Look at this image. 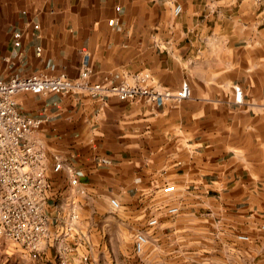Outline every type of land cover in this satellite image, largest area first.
Masks as SVG:
<instances>
[{
    "label": "crops",
    "instance_id": "crops-1",
    "mask_svg": "<svg viewBox=\"0 0 264 264\" xmlns=\"http://www.w3.org/2000/svg\"><path fill=\"white\" fill-rule=\"evenodd\" d=\"M176 1L177 18L167 16L170 0H0L2 79L76 78L87 52L93 82L148 75L149 84L191 88L190 98L162 107L112 94H16L23 116L42 119L27 139L44 153L50 180L60 171L65 184L77 175L93 190L127 181L139 206L174 184L177 199L164 205L183 211L264 194V0ZM236 85L245 89L240 105ZM64 138L85 145L73 164L54 142ZM53 158L67 164L55 171Z\"/></svg>",
    "mask_w": 264,
    "mask_h": 264
},
{
    "label": "rangeland",
    "instance_id": "rangeland-1",
    "mask_svg": "<svg viewBox=\"0 0 264 264\" xmlns=\"http://www.w3.org/2000/svg\"><path fill=\"white\" fill-rule=\"evenodd\" d=\"M170 1L174 10L181 5ZM181 13L167 16L177 18ZM75 139L54 140L65 151L69 164L75 162L74 149L85 146H75ZM65 160L51 161L63 166ZM59 176L49 179L45 194L46 237L36 249H29L0 235V264H264V194L253 201L195 202L191 204L197 205L172 216L164 209L171 194L162 193L155 202L139 206L127 181L93 190L81 180L73 184L70 178L65 184ZM175 196L171 199H177ZM113 199L120 207L112 205ZM150 217H157L158 225L148 231ZM144 230L149 241L143 252L137 253L135 236ZM242 235L247 239H240Z\"/></svg>",
    "mask_w": 264,
    "mask_h": 264
},
{
    "label": "built area",
    "instance_id": "built-area-1",
    "mask_svg": "<svg viewBox=\"0 0 264 264\" xmlns=\"http://www.w3.org/2000/svg\"><path fill=\"white\" fill-rule=\"evenodd\" d=\"M117 10H120V6H117ZM174 11L176 14L181 13L182 6L177 5ZM93 72L91 56L86 52L76 78L65 72L56 76L33 74L26 77L14 76L10 79L0 78V235L26 248L36 249L48 234L45 194L50 183L44 153L27 139L29 132L41 125L42 119L23 116L17 108L16 94L85 92L98 99L112 94L122 101L145 99L157 107L164 106L167 101L179 103L191 97V88L187 82L176 91L149 84L148 75L138 76L132 82L124 80L106 85L93 82ZM234 102L238 105L245 102L244 89L240 85L234 87ZM61 167L62 163L59 162L54 166V170L59 171ZM71 182L78 184L79 177L71 176ZM175 191L174 184L163 188L165 194ZM112 205L120 207L116 199L112 200ZM164 207L172 216L180 211L177 205ZM157 225V217L147 220L148 231ZM148 231L136 234L134 248L137 253H142L147 245ZM240 239L245 240L247 236L242 235Z\"/></svg>",
    "mask_w": 264,
    "mask_h": 264
}]
</instances>
